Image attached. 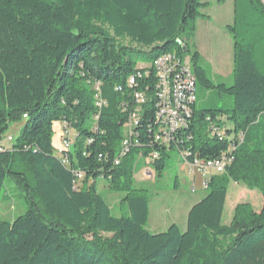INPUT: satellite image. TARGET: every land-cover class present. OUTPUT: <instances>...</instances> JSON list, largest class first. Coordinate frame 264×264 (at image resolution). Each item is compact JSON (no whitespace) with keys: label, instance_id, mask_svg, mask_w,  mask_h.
<instances>
[{"label":"trees","instance_id":"16d2710c","mask_svg":"<svg viewBox=\"0 0 264 264\" xmlns=\"http://www.w3.org/2000/svg\"><path fill=\"white\" fill-rule=\"evenodd\" d=\"M246 1L252 16L264 17L262 0ZM207 6L201 0H0V141L20 125L0 151V192L9 177L26 205L23 214L0 220V264H264V36L253 45L237 39L235 12L228 27L232 82L211 80L194 52L195 100L185 125L164 133L156 118L153 61L188 55ZM197 84L230 97L229 104L197 109ZM135 92L145 101L137 103ZM132 113L133 138L124 144ZM54 121L74 131L70 147L57 154ZM171 151L183 163L227 162L207 179L184 229L172 223L155 233L147 228L148 194L134 176L140 169L152 174L148 168L160 176ZM100 182L119 195V215ZM230 182L258 190L262 203L257 211L238 205L223 224Z\"/></svg>","mask_w":264,"mask_h":264},{"label":"rangeland","instance_id":"374dc122","mask_svg":"<svg viewBox=\"0 0 264 264\" xmlns=\"http://www.w3.org/2000/svg\"><path fill=\"white\" fill-rule=\"evenodd\" d=\"M207 2L208 6L201 9L207 17H200L196 21V29L189 41V52L186 59L190 62V57L194 52L199 55L198 64L201 65L206 75L214 82L230 84L232 71V46L233 38L228 27L233 25L235 12L240 17L241 23L237 25V39L243 40L253 45L254 41L263 42L264 17L257 18L249 13V2L242 0L238 6L234 5V0H201ZM264 3V0H262ZM256 43V44H257ZM196 107L206 106H226L230 102V97L220 95L216 90L206 89L200 84L196 85ZM20 125H11L6 136L13 139L19 133ZM74 131L71 128L64 130L60 121L52 124L51 144L54 153L62 146L63 139H72ZM9 143H6L8 146ZM151 173H143L144 169L136 172L135 186L146 189L149 198L150 218L147 223L148 229H154L153 220L170 217L183 218L186 197L202 198L206 194L203 188L200 173L196 171L192 174L185 164L180 161L177 153L171 151L165 159V167L161 175L158 176L151 168ZM219 172L213 169L211 175H218ZM234 185V184H233ZM235 187V189H233ZM99 189L103 192L104 198L112 207L113 213L119 215V195L107 188L100 182ZM193 189V192H192ZM23 192L19 190L9 177H6L0 192V220H12L23 214L26 205L23 199ZM193 200V199H192ZM262 203V195L258 190L249 189L244 183H236L231 186L229 195L224 207L222 217L223 224H229L236 207L240 204H249L255 211ZM185 205V206H184ZM122 209V208H121ZM123 210V209H122ZM160 226V225H158Z\"/></svg>","mask_w":264,"mask_h":264},{"label":"built area","instance_id":"2783aa9c","mask_svg":"<svg viewBox=\"0 0 264 264\" xmlns=\"http://www.w3.org/2000/svg\"><path fill=\"white\" fill-rule=\"evenodd\" d=\"M153 67L155 71H160V83H158L159 103L156 118L159 122V128L165 133L166 131L177 129L174 128V121H180L188 116L187 95L190 90H194L195 77L191 70L189 60L186 57H177L172 53L165 54L162 58L156 60V64H153ZM129 82L131 84L134 83V78L130 77ZM134 94H137V103L145 101V95L143 93L135 92ZM135 115L134 113L130 114L126 122V144L133 138L132 127L136 125L137 119ZM12 140V136H6L5 138L3 136L0 141V151L3 150L6 143ZM70 144V139L64 138L62 146L57 149V153H60L63 149H68ZM226 162L227 160L222 158L208 161L205 164L198 161L185 162L184 164L192 174L196 171L200 173L203 188H205L206 181L213 169H216L219 173L223 172Z\"/></svg>","mask_w":264,"mask_h":264},{"label":"crops","instance_id":"0c3cea01","mask_svg":"<svg viewBox=\"0 0 264 264\" xmlns=\"http://www.w3.org/2000/svg\"><path fill=\"white\" fill-rule=\"evenodd\" d=\"M234 184V185H233ZM235 182H230L229 185H228V192H227V197L229 195V190L231 188V186H235ZM235 189V187L233 188ZM227 197H226V201H227ZM193 199V200H192ZM199 198H193L191 196H188L186 197V201H188V203H185V208H184V216L183 218L179 219V218H175V217H170L167 221H165L164 219H161V220H157L155 219V221L153 220V227H155L153 230L152 229H148L152 232H155V233H158V232H162L164 231L165 229L168 228L169 225H171L172 223H176L177 225H179L182 229L185 228V224H186V216H187V213H188V210L189 208L191 207V205L197 201ZM226 201H225V204H226ZM225 207V206H224ZM259 208H260V204H259ZM258 208V209H259ZM225 210V209H224ZM223 214H224V211H223ZM223 217V215H222ZM149 218H150V207H149V215H148V222H149ZM147 222V223H148ZM160 225V226H158Z\"/></svg>","mask_w":264,"mask_h":264},{"label":"bare ground","instance_id":"6f19581e","mask_svg":"<svg viewBox=\"0 0 264 264\" xmlns=\"http://www.w3.org/2000/svg\"><path fill=\"white\" fill-rule=\"evenodd\" d=\"M163 56V55H162ZM162 56L156 58L154 61H153V64H156V60H159L160 58H162ZM156 72V75L158 77V83H160V71H155ZM135 98L137 99V94H135ZM195 100V97H194V90H190V92H188V95H187V109H188V116L190 115V103H192L193 101ZM137 102V100H136ZM193 104V103H192ZM185 125V120L184 119H181L180 121H174V128H179L182 126ZM125 134H126V139L124 140V144L127 143V132H126V126H125Z\"/></svg>","mask_w":264,"mask_h":264}]
</instances>
